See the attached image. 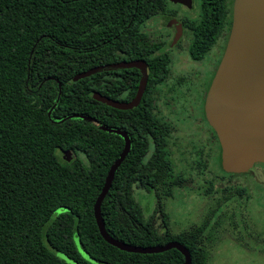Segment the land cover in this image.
<instances>
[{"label":"trees","instance_id":"1","mask_svg":"<svg viewBox=\"0 0 264 264\" xmlns=\"http://www.w3.org/2000/svg\"><path fill=\"white\" fill-rule=\"evenodd\" d=\"M212 1L202 0L188 46L193 58L216 42L226 10L230 26L232 0ZM163 2L0 0V264H71L59 251L76 264H181L184 254L176 247L129 251L98 228L94 203L127 146L100 202L108 234L141 246L178 240L190 251V264H209L203 226L174 232L163 207V197L184 183L170 157L173 124L157 107L170 56L156 52L142 28ZM132 58L148 65L145 88L132 107H114L92 92L131 100L139 83L134 66L120 68V78L113 69L72 78L91 66ZM63 150L72 154L69 160ZM216 152L215 165L223 169ZM260 184L255 181L253 192ZM135 185L155 196L149 214ZM245 194L251 195L248 189ZM158 210L162 230L155 224Z\"/></svg>","mask_w":264,"mask_h":264},{"label":"water","instance_id":"2","mask_svg":"<svg viewBox=\"0 0 264 264\" xmlns=\"http://www.w3.org/2000/svg\"><path fill=\"white\" fill-rule=\"evenodd\" d=\"M132 66L140 69V77L131 100L120 101L99 91L92 92V96L102 102L128 108L138 103L147 82V63L144 59L97 64L77 72L72 78L76 80L102 70ZM204 112L218 137L219 161L224 169L246 171L256 162H264V0H233L229 34L205 95ZM127 149L128 146L111 165L94 203V215L102 236L108 242L129 251L157 252L176 247L184 254L181 264H190V251L178 240L141 246L114 238L106 231L100 214V202L115 167ZM60 154L67 160L72 156L67 150L60 151ZM58 255L76 264L65 253L59 251Z\"/></svg>","mask_w":264,"mask_h":264},{"label":"flooded vegetation","instance_id":"3","mask_svg":"<svg viewBox=\"0 0 264 264\" xmlns=\"http://www.w3.org/2000/svg\"><path fill=\"white\" fill-rule=\"evenodd\" d=\"M230 1L231 0H226V3L229 4ZM211 2L213 1L207 0L206 4L209 5ZM201 3L202 0H198L197 3L193 2V0H186L184 2L164 0L163 7L160 8L159 11L151 13L146 17L142 28L145 35L155 44V47H157L156 52L161 50L162 52L169 53L170 56L169 75L171 74V78H169V76L167 81L160 85L162 88L161 99H163L162 101L160 99V101L164 103L167 98V101H170L171 98L173 101L174 96L170 94L171 91L176 89L179 91V95H184L186 97L185 101L180 103L182 106L181 109L185 111L184 115L181 117H184V121H189V125L191 126L187 129L183 128L186 132H184L182 136L188 137V140L184 141L181 137L179 145L182 147H179L182 156L186 155L183 152L187 151V156L185 157H190L192 162L197 165L195 164L192 167L194 173L191 175L194 179L192 176L186 178L183 175L182 179L184 183L178 187H183L185 183L190 182L189 186L194 183V188L200 191L203 199L211 198L212 192L218 189V191L223 192L225 202L231 203L233 207L238 206V208H240L248 205L251 199H254L253 186L255 185L254 180H258L257 174L253 166L246 171H231L216 167L215 154L218 150L220 155V143L215 130L207 121L204 112L205 95L224 51L229 34L230 26L228 27L227 24L229 11L226 10L225 23L222 25L221 31L217 35L216 42L211 46L205 56L193 58L188 52V46L197 29V24L201 19ZM119 69L120 68L113 69L115 70L114 76H116V78L122 77V71ZM137 69L139 70L140 77V69ZM182 126H180V128H182ZM191 129L194 130V133ZM189 130L191 132H189ZM171 138L172 136L170 139ZM170 141L169 145L171 143ZM195 157H197V160L194 159ZM198 177H202V181L196 182L195 180H197ZM231 185L234 187L228 189ZM199 187L203 189L200 190ZM135 188H137L136 185ZM246 188L250 192V196L245 194ZM153 210L152 208L151 211ZM166 213L169 217V213L167 211ZM161 215V211L158 210L154 218H162ZM220 217L221 216H216L215 210L213 209L209 213H204L201 218ZM206 222L207 220L203 222V228L207 225Z\"/></svg>","mask_w":264,"mask_h":264},{"label":"rangeland","instance_id":"4","mask_svg":"<svg viewBox=\"0 0 264 264\" xmlns=\"http://www.w3.org/2000/svg\"><path fill=\"white\" fill-rule=\"evenodd\" d=\"M193 2L197 3L198 0ZM169 76L171 78V74ZM179 94L177 89L171 91L173 101L172 98L167 101V98L164 103L161 102L163 100L161 94L157 107L159 114L167 116L174 127L169 145L173 170L189 178L194 173L192 167L195 164L190 157H185L187 151H184L186 155L182 156L179 141L181 137L184 141L188 140V137L182 135L191 125L181 117L185 111L181 109L180 103L184 102L186 97ZM192 132L194 133V130ZM194 159L197 160V157ZM253 167L261 184L255 187L254 199L239 209L225 202L223 192L218 189L212 192L211 198L203 199L200 191L194 188V183L189 186L190 182L185 183L183 187L174 188L172 195L163 197V207L169 213L168 221L172 231L191 229L193 225L200 227L207 220L203 230L205 236L210 238L206 241L209 245L205 248L209 253V264H264V162H256ZM192 178L194 179L193 176ZM195 181H202V177ZM135 196L144 206L146 214H149L156 203L153 193L136 188ZM213 209L216 216H221L220 218H201L204 213H209ZM239 214L242 218H238ZM155 224L161 230L164 227L160 217L155 218Z\"/></svg>","mask_w":264,"mask_h":264}]
</instances>
